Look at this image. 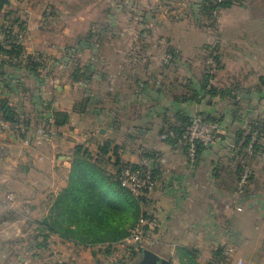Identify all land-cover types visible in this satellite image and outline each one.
I'll use <instances>...</instances> for the list:
<instances>
[{
  "label": "crops",
  "instance_id": "obj_1",
  "mask_svg": "<svg viewBox=\"0 0 264 264\" xmlns=\"http://www.w3.org/2000/svg\"><path fill=\"white\" fill-rule=\"evenodd\" d=\"M8 1L7 4L14 2V0ZM20 1L22 0H16V3L20 5ZM53 1L57 11L62 14L67 0H30L29 6L24 7V13L28 15V18L22 21L30 32L29 36H26L29 41L26 44L27 53L30 55L40 53L46 56L47 62L49 58L57 62L52 66H48L46 62L34 71L25 66L9 67L7 74L4 77L0 76V96L8 97L15 107L17 106L11 101V96L17 90L16 83H23V80L33 83L34 86L28 90L33 91L31 102L36 106L37 116L35 118L28 116L25 119L27 125H24L23 134L25 136L29 128L32 130V123L36 121L41 124L43 132L46 131L45 136L50 139L44 146L29 147L28 150L30 153L33 151V156H23L27 158L23 168L24 173L18 176L19 179L7 175L4 182L10 191L19 185L23 194L22 198L25 199L23 201L30 204L27 210L33 216H42V218L50 213L57 194L67 187L74 157L73 151L75 146L80 144L76 142L80 136L77 134V124H72L74 120L81 121L83 117V114L76 109L77 87L88 86L96 77L94 70L96 64L92 59L96 54L93 51L91 52L92 60L88 63L78 64L80 62L78 60L74 75L69 76L70 86L60 85V81L55 77L58 72L65 73L64 59L75 55L79 57L81 54H77L78 51L67 52L64 31V36H42L44 31L39 28L53 18L51 14L43 17L46 11L44 8ZM195 1L189 2L188 7L191 11L194 10L193 13L196 15ZM117 6L119 7V4ZM120 7L128 14H135L141 27L138 34L144 36H135L138 39L134 37V40H131L127 53L119 55L122 70L118 67L117 72H111L110 76L106 74L109 88L124 86L130 90V92L112 93L113 99L112 97L110 99L112 106L108 108L107 113L108 117L115 114L120 105L126 113L132 107L139 110L137 113L127 114L130 115L129 120L133 123L128 137L132 142L140 138V155L135 159L126 152V149L120 148L119 154L122 159L139 162L142 157L148 156L146 154L154 152L156 155L154 158L158 168L157 188L146 197L147 201L142 204V208L146 213L157 212L161 220V230L153 240L146 243L145 247L154 250L165 259L173 258L172 264H175L173 262L175 258L178 259V247L197 250L198 262L201 264V260L206 258L207 263L211 264L212 260L209 257H212L220 246L224 248V245L232 246L243 262L248 257L253 258V262L263 261L264 136L260 141L262 150L249 158L252 177L244 194L238 192L239 157L237 151L232 152L231 147L236 132L246 128L247 122L254 117V113L250 112L253 110L250 107L248 109V105L242 102L241 109L235 113L233 105L227 98L218 99V102L212 105L206 99L196 102L183 100L182 97L187 91L186 88L189 94H193V89L199 90L200 79L205 72L208 60L204 53V46L207 47L214 41L219 46L224 44L225 50L218 51L223 66L219 72L223 70L251 72L264 69V50L259 53L253 45L242 43L247 36H213L211 33L209 35V31L202 29L186 30L184 29L185 17L180 18L174 14L173 9L168 12L166 10L168 7L162 0H122ZM239 8L241 7L236 6L217 11L221 29L232 31L237 28L239 22L236 19L234 23L229 22L227 14ZM115 12L116 7L110 15L114 16ZM79 14L80 11L76 13L75 22L82 21V14ZM129 19L132 20L131 17ZM106 23L103 22V24ZM76 41L77 44L71 47L72 50L78 47L81 49V46L83 48L84 39L78 38ZM243 48L246 53H241ZM168 50L174 51L176 57L169 66H166L164 57ZM242 55H245L247 60L244 61L245 58H242ZM181 69L186 76L183 82L179 77ZM177 73L179 78L176 77ZM119 78H121L120 82ZM47 84L54 85L55 92H46L44 86ZM232 84L235 83L230 85ZM244 85L242 87H250L246 85V81ZM167 87L170 88L166 90ZM69 90L75 91L69 92ZM108 94L110 96L111 92ZM243 94L241 92L238 96L244 97ZM48 95L50 98H46ZM249 97L251 96H246V98ZM258 100L264 101V95ZM147 104L148 110L142 112L141 107ZM17 110L23 119V112L18 107ZM54 111L67 112L70 115L69 122L64 125L56 124ZM179 112L191 116L197 113H208L222 119L219 137L201 152L194 164L189 163L187 154L180 144L171 143L162 137L163 129L169 124L180 122L177 117ZM28 125L31 127L28 128ZM11 132L4 131L6 136L0 133L2 139H8V143L0 142V156L4 153L13 156L20 153L18 147L13 144L17 138ZM89 134L92 135L91 131L85 132L84 136L87 137ZM88 143H91L88 144L91 145V147L88 146L91 151L102 144L99 141H88ZM3 159L4 164H7V157ZM109 170L113 172L114 167L112 166ZM20 197L18 195V202ZM18 202L14 201L9 205L15 209ZM239 207L241 210H238ZM252 228L259 232L257 237L251 235ZM242 252H246L247 256H242Z\"/></svg>",
  "mask_w": 264,
  "mask_h": 264
},
{
  "label": "rangeland",
  "instance_id": "obj_2",
  "mask_svg": "<svg viewBox=\"0 0 264 264\" xmlns=\"http://www.w3.org/2000/svg\"><path fill=\"white\" fill-rule=\"evenodd\" d=\"M27 1L28 0L20 1V5L16 3V0L11 4H6L4 9L0 10V28L3 26H10L12 21L17 17L21 20L28 18V15L24 13V7L29 6L30 0ZM162 1L169 8L166 9L168 12H171L173 9L175 10L174 14H177L180 18L183 16L185 17L186 25L184 29L186 30L202 29L209 31V35L211 33L213 36H247L242 43L253 45L259 53L264 50V0H235L231 7L239 6L241 8L234 9L233 13L227 14V20L229 22L234 23L235 19L239 22L237 28L232 31H229V29H221L220 17L217 12L213 18L207 17L204 12L200 11H197L195 15L193 13L194 10L191 11L188 7V3L192 0ZM54 3L53 1V3L48 4L47 8H44L46 11L43 17L45 18L47 15L50 16L51 14L53 18L45 26L39 28L41 31H44L42 36H64V31L66 36L64 41L66 42L67 52L72 53L78 51L77 54H81L79 57L75 55L68 59H62L64 65H66L65 73L59 74L58 72L57 75H55L60 81V85L70 84L69 76L74 75V69L77 67L76 64L78 60H80L78 64L81 63L84 65L88 63V61L94 59L96 64V68L94 69L96 72L95 79L88 86L77 87L76 90L78 97L76 100V109L83 114L81 121L74 120V122H72V124H77V134L80 135L76 142L91 147V145H88L91 144L88 143V141H99L100 144H103V142L109 140L111 147L118 146L119 149L124 148L128 154L132 155L131 157L136 159L138 155H140L139 147H141V141L140 138L137 139L136 142H132L129 139L128 134L133 123L129 120L130 117L128 116L130 115L127 113H137L139 110L137 111V109L132 107L130 111L126 113L122 105H120L118 111L108 117L107 110L112 106L110 99L111 97L113 99V94L118 93V91L130 92V90L124 86H119L114 89L109 88L110 85L108 79H106V74L110 76L111 72H117L118 67L122 70V65L119 64V60L121 59L119 55L127 53L131 40H134L135 36H144L138 34L141 28L139 20L135 18V14H128L122 11V7H120L122 5V0H67L65 10L62 14L57 11ZM118 4L119 7L117 6ZM115 7L116 12L114 16H112L110 14L112 11H115ZM21 10L23 11L21 12ZM185 10L188 11V13H185ZM79 11L83 19L82 21L75 22L76 13ZM130 17L132 20L129 19ZM103 22H107L106 24L109 25L106 26ZM76 24H78L77 27ZM13 29L14 32L19 33V36H23V44L27 50L26 44H28L29 41L26 39V36H29L30 33L28 27L24 23L23 28L20 29L17 25H14ZM220 31L222 32L221 34ZM88 32H93L95 35L89 37ZM3 38V35H0V40H3ZM78 38L84 39L83 48L81 46V49L78 47L72 50V46L77 44L76 40ZM87 38L92 40L93 43L89 44L85 41ZM135 39L138 38L135 37ZM216 43L217 42L214 41L212 45H218L217 51L225 50L224 44H220L219 46V44ZM204 49V53L207 55L206 57H209L211 50L205 46ZM92 51L96 54L93 58L91 57ZM241 53H246L244 48ZM28 54L29 53H27V55ZM244 56L245 55H242V58H245ZM54 60L53 58H49L48 62L45 61V63L47 62L48 66H52V64L57 62ZM245 60H247V58H245L244 61ZM58 64L60 65L62 63ZM215 71V77L212 81L223 86H230L231 83L238 85L240 83L242 87L245 86L244 84L246 81V85L253 88L255 85H261L263 83L262 80H260L261 76H264L263 68L259 71L251 72H231L227 70L219 72L220 69H216ZM176 77H178V73ZM179 77L182 82L184 80L183 78L186 77L182 69L179 73ZM178 78L176 79L178 80ZM120 81L121 78H119V82ZM32 86L34 85L29 80H23V83L17 82V90L11 96V101L23 112L24 119H27L28 116L34 118L37 116L36 106L31 102L33 91L28 90V88L31 89ZM53 86L47 84L44 86V89L48 93H53L55 92ZM169 88L170 87H167L166 90ZM71 89L73 90V86ZM72 90H69V92L75 91ZM108 92H111L110 96ZM67 97L70 96L67 95ZM251 97V104H247L248 107L253 110L250 112L252 114L254 113L253 116L255 118L258 117L261 121H264V101L261 102L258 100L259 96H255V94H252ZM46 98H50V96L48 95ZM148 106V104L144 105L140 110L146 112L149 108ZM32 124V127L28 125V128L31 127L32 130L29 128L25 136L24 134L22 136L24 132L23 124L19 123L13 125L15 129V126H18V132L15 131L14 133L13 131L11 132V129L4 127V124L0 121V133H3L4 136H6L4 131L13 133V136L17 138L13 144L20 150V153L16 156L9 153H4L0 156V264H137L140 255L133 256L129 247L136 244L127 243L124 242V240L123 242L115 243L110 248L111 253L106 254V246L84 247L71 241H63L59 236L52 234L49 235L48 238H45L47 233L40 229L35 222L36 220H41L42 216H33L31 212L27 210L30 204L23 201L25 199L22 198L23 194L20 191V186L18 185L10 191V189L4 185L7 175H12L14 179H19L18 176L24 173L23 168L27 158L23 156H33V151L30 153L28 150L29 147L36 148L38 146H44L50 140L45 136L46 131L43 132L44 129L40 126L41 124L36 123V121H33ZM88 131H91L92 135L89 134L85 137L84 133ZM0 142L8 143V139H2L0 136ZM98 150H100V148L92 150V155L95 158L98 157L100 160L99 165L111 173L112 170L110 171L109 169L112 168V166L114 167V153L111 151L109 154L99 155ZM142 154L144 153L142 152ZM4 157L8 159L7 164H4ZM18 195L19 197L21 196L19 202ZM14 201L18 203L15 205V209H12L9 204L14 203ZM35 210H37V208H35ZM250 232L253 237L254 235L255 237L259 235V232L254 228H252ZM222 254L226 257L222 258V255L217 256L213 253L212 257H209L212 260L211 264H237L238 260H240L237 252L232 246L224 245ZM245 255L247 256V253L242 252V256ZM252 259L253 258L250 257H248V259L246 258V260L244 259L243 264H264V260L261 262H253ZM201 261V264H208V259L206 258H203ZM173 262L175 264H180L179 258H175Z\"/></svg>",
  "mask_w": 264,
  "mask_h": 264
},
{
  "label": "trees",
  "instance_id": "obj_3",
  "mask_svg": "<svg viewBox=\"0 0 264 264\" xmlns=\"http://www.w3.org/2000/svg\"><path fill=\"white\" fill-rule=\"evenodd\" d=\"M8 2V0H0V10ZM234 2L235 0H196L195 5L197 11L204 12L207 17L213 18L215 12L231 7ZM23 24L24 21L17 17L12 21L10 26L0 28V35L4 37L3 40H0V76L4 77L9 67L18 68L25 66L34 71L42 66L41 63L34 61L31 55L26 57L25 45L15 41L19 33L14 32L13 26L17 25L21 29L23 28ZM94 35L93 32H88L89 37H93ZM85 41L89 44L93 43L88 38ZM207 48L211 50L209 56L217 62V69H221L223 66L217 51V45H212L211 43L207 45ZM171 53L172 59L170 62H164L166 66H169L176 57L174 51H171ZM207 69L208 66L200 79L199 90L193 89V94H189L188 88H186L187 91L182 97L183 100L200 102L202 99H206V101L213 105L218 102V99L227 98L234 107L233 111L237 113L241 109L242 102H244L243 104H251L252 97L246 98V96L255 94L263 98L264 76L260 78L263 83L255 85L253 88L241 87L240 84L224 87L212 81L215 74L209 73ZM237 92L239 94L243 92L244 97H239ZM197 114L202 115L207 120H214L219 123L218 138L222 119L211 116L208 113ZM193 116L183 112L177 113L180 122L169 124L167 128L163 129L162 134L166 135L164 139L171 143L180 144L186 152V146L179 142V138L186 132L187 126L191 123ZM0 119L13 125L19 123L27 125L26 120L22 119L21 113L10 103L9 98L5 96H0ZM54 120L56 124L64 125L69 122L70 115L65 111H54ZM247 129L248 131L246 132ZM254 133H256L253 142L254 155L259 153L262 150L260 140L264 136V121H261L258 117L250 118L246 128L239 129L236 132L235 139L231 144L232 152L237 151L238 147L249 145ZM211 144L207 146L198 145L196 162L201 152L211 146ZM101 145L99 146L100 150H98L99 155H106L111 151L114 153V171L110 173L100 166V160L98 157L95 158L92 155L88 146L77 144L74 148V157L68 176L67 187L57 194L50 213L35 222L40 229L47 233L45 238H48L52 234L59 236L63 241H71L84 247L106 246V254H109L111 253L110 248L115 243L123 242L129 235L130 229L138 222L140 216L146 214V211L142 208V204L147 201V198L146 196L133 194L121 184L122 168L127 165L137 166L140 161L130 162L122 159L119 154V147H111L109 140H106ZM236 153L238 157L247 158L246 155L240 156L239 152ZM146 155L156 156L154 152ZM240 168L238 164L239 171ZM155 174L157 177L158 168H155ZM129 247L133 256L140 255L137 245ZM177 250L180 264H199L197 250L189 247H178ZM222 252L223 248L219 247L215 251V254L217 256L222 255L221 257L225 258L226 256H223ZM169 261L172 263V260Z\"/></svg>",
  "mask_w": 264,
  "mask_h": 264
},
{
  "label": "built area",
  "instance_id": "obj_4",
  "mask_svg": "<svg viewBox=\"0 0 264 264\" xmlns=\"http://www.w3.org/2000/svg\"><path fill=\"white\" fill-rule=\"evenodd\" d=\"M22 37L23 36H18L15 41L19 44H23ZM28 55L25 51V56L27 57ZM31 56L34 61L41 63L42 66L45 64V61H47L46 56L40 53L31 54ZM171 59L172 53L168 50L166 51L164 62L168 63ZM207 63V71L211 74L215 73V70L217 69V62L209 56ZM0 121H2L4 127L7 129H11L14 133L15 131L18 132V126H15V129L13 124L3 121L2 119H0ZM218 132L219 123L217 121L207 120L199 114L193 116L191 123L187 126L186 132L181 138H179V142L186 146V154L190 164H194L196 162L195 160L198 145H210L216 140ZM162 137L166 138V135L164 134ZM254 140L255 137L252 138L249 145L237 148V152L240 153V156H247V158L239 157L238 161V164L241 167L237 180L238 192L240 194H244L251 180L252 168L249 164V158L254 155ZM155 160L156 158L153 156H145L137 166H124L121 172L122 186L137 196H150L157 188L158 184V178L155 174V168L157 167ZM162 161H164V159ZM238 210H241V207H239ZM160 230L161 220L157 212L150 211L140 216L138 222L130 229V233L124 239V242L134 243L138 247H145L146 243H149V241L153 240L154 237L160 233ZM237 264H243V261L240 259Z\"/></svg>",
  "mask_w": 264,
  "mask_h": 264
},
{
  "label": "water",
  "instance_id": "obj_5",
  "mask_svg": "<svg viewBox=\"0 0 264 264\" xmlns=\"http://www.w3.org/2000/svg\"><path fill=\"white\" fill-rule=\"evenodd\" d=\"M140 256L137 264H172L168 259L161 257L154 250L140 246L139 247Z\"/></svg>",
  "mask_w": 264,
  "mask_h": 264
}]
</instances>
